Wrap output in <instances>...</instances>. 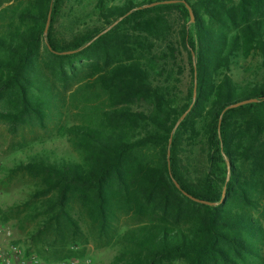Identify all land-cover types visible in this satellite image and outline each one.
I'll return each instance as SVG.
<instances>
[{
    "label": "trees",
    "instance_id": "obj_1",
    "mask_svg": "<svg viewBox=\"0 0 264 264\" xmlns=\"http://www.w3.org/2000/svg\"><path fill=\"white\" fill-rule=\"evenodd\" d=\"M67 1L0 0V121L13 134L44 128L63 113L64 92L81 121L65 128L73 160L39 153L17 167L40 183L38 217L79 232V200L101 234L121 217L135 220L114 264H264V0H185L193 22L182 2L97 0L105 27L65 41L55 29ZM171 10L183 21L186 97ZM257 56L263 75L237 83L232 69Z\"/></svg>",
    "mask_w": 264,
    "mask_h": 264
},
{
    "label": "rangeland",
    "instance_id": "obj_2",
    "mask_svg": "<svg viewBox=\"0 0 264 264\" xmlns=\"http://www.w3.org/2000/svg\"><path fill=\"white\" fill-rule=\"evenodd\" d=\"M127 0H109L111 5H120ZM142 1V0H135ZM97 0H68L57 20L56 34L69 41L75 35L103 28L96 10ZM172 25V38L177 41L182 53L178 65L182 67L180 89L182 97H186L191 87V74L188 54L180 44L182 17L177 10L166 12ZM195 17V16H194ZM260 56L251 58L243 66L234 67L232 74L235 81L245 84L254 77L263 75ZM52 76V75H51ZM59 91L63 92L61 83L54 77ZM73 82V81H72ZM76 84H71L73 89ZM69 87V89H71ZM59 116L46 121L45 127H26L17 134L9 131L8 126L0 121V226L9 227L14 241L18 242L27 253H35L50 262L66 258L82 262L89 258L92 264H114L115 257L125 251L124 233L138 224L130 217H121L113 223L107 234L100 233V226L90 217L81 216L79 200L73 204V216L79 224V232L72 233L69 225L59 230L54 226H46L44 216L38 217V198L34 199L35 188L40 184L38 179L25 171H17L21 163L29 162L39 153H55L59 158H75L68 142L65 128L81 121L75 110V103L69 99ZM195 153L201 161L195 164L194 171H203L206 166L204 151L201 146L195 147ZM69 158V159H72ZM73 160V159H72ZM166 264H186L184 261H172Z\"/></svg>",
    "mask_w": 264,
    "mask_h": 264
},
{
    "label": "built area",
    "instance_id": "obj_3",
    "mask_svg": "<svg viewBox=\"0 0 264 264\" xmlns=\"http://www.w3.org/2000/svg\"><path fill=\"white\" fill-rule=\"evenodd\" d=\"M0 264H92V260L87 258L81 263L71 258L55 262L46 261L35 253H27L18 242L14 241L12 230L0 226Z\"/></svg>",
    "mask_w": 264,
    "mask_h": 264
},
{
    "label": "water",
    "instance_id": "obj_4",
    "mask_svg": "<svg viewBox=\"0 0 264 264\" xmlns=\"http://www.w3.org/2000/svg\"><path fill=\"white\" fill-rule=\"evenodd\" d=\"M179 2H182L186 5L188 11H189V14H190V17H191V21L193 22L194 21V13H193V10L192 8L190 7V5L185 1V0H166V1H158V2H154V3H150V4H147V5H144L142 8H152V7H155V6H158V5H161V4H175V3H179ZM51 14H52V8L50 9L49 11V14H48V18H47V22H46V27H45V31H44V36H45V41H47V36H48V32H49V27H50V24H51ZM116 24V23H115ZM114 26L111 25L110 27H108L107 29H105L101 34H104L105 32H107L108 30H110L112 27ZM91 42H89L87 45L85 46H88L90 45ZM48 48L51 49V47L48 45ZM77 52V50L75 51H68V52H57L58 54H70V53H75ZM196 96H197V90H196V83H195V87H194V92H193V101H195L196 99ZM257 100L253 99V100H249V101H245L241 104H245V103H248V102H256ZM238 106V105H236ZM192 108V105L191 107L189 108V110ZM188 110V111H189ZM188 111L186 113H184V115L181 117L180 121L177 123L176 127L179 125V123L185 118V116L187 115ZM175 185L177 188L181 189L180 188V185L178 184V182L174 181ZM183 194L185 196H187L189 199L197 202V203H201V204H205V205H209V206H216L218 205V203H212V202H208V201H205V200H201L199 198H196L192 195H190L189 193L185 192L184 190L182 191ZM225 194H226V187L224 188L223 190V197H222V200L221 202L223 201L224 197H225Z\"/></svg>",
    "mask_w": 264,
    "mask_h": 264
}]
</instances>
